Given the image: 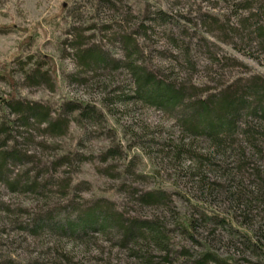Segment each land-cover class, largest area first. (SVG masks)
<instances>
[{
    "label": "rangeland",
    "instance_id": "1",
    "mask_svg": "<svg viewBox=\"0 0 264 264\" xmlns=\"http://www.w3.org/2000/svg\"><path fill=\"white\" fill-rule=\"evenodd\" d=\"M261 10L264 0H0V115L13 98L66 120L61 133L15 120L1 146L22 157L0 179V264H264V133L261 153L241 135L261 122L243 110L219 145L182 125L218 88L264 78L253 32L264 18L245 21ZM135 68L151 86L188 89L163 109ZM152 192L164 197L143 202ZM107 211L155 224L166 260L148 231L128 242L101 229Z\"/></svg>",
    "mask_w": 264,
    "mask_h": 264
},
{
    "label": "trees",
    "instance_id": "2",
    "mask_svg": "<svg viewBox=\"0 0 264 264\" xmlns=\"http://www.w3.org/2000/svg\"><path fill=\"white\" fill-rule=\"evenodd\" d=\"M243 7L247 8L246 4H244ZM261 11V13H250L248 19H245V21H248L251 18L256 20L264 18V10ZM212 22H216V20L213 19ZM253 32L259 36V45L264 47V25L261 23L257 24L253 29ZM138 69L135 68L132 70L133 72L135 71V73L140 74L137 76L138 82L142 79L144 85L149 83L152 84L153 78L149 74L142 76ZM44 77L45 76L40 73L38 78L42 79ZM150 84L148 85V90L152 88L151 90L153 91H149L148 94L146 93L145 100L166 110L172 109L177 103H179L185 94V89H188L177 83H174L176 86L163 83H158L152 86ZM65 105L68 111L71 109L73 110L80 105V107L83 108L80 110V115L84 118L91 117L92 114L94 115L93 110L89 109L90 106L88 104H77L76 101L68 100ZM193 105L197 108L192 110L189 118L183 120L182 125L186 132L194 135H202L219 145L225 142V136L231 135L237 118L241 117L240 115L244 110L246 118H251V120L256 121L258 120L261 123L259 124V128L252 126V124L250 126L247 125L241 133L243 137L242 141H244V144L248 146L252 152L261 153L263 151L262 146L259 143L260 136L264 133V78L262 76L253 75L250 78H236L227 85L218 88L217 92L199 99ZM2 106L4 107V110H6L0 115V179H3L8 170L6 167L7 161L9 159L20 161V158L22 157L14 149L6 151L1 148V146L5 145L7 141H10L13 138L15 120H17L18 123L27 124L28 116H30L33 117L34 122L39 124L45 123L46 129L58 131L59 133L64 131L66 121L61 117L51 118L47 107L43 108L39 104L10 98L4 100ZM10 113L16 114V119H11ZM220 134L222 135L219 136ZM239 144H241V142ZM241 152L243 153V151ZM8 186L11 187V185ZM163 197L164 194L161 192H152L142 195L141 199L146 203H155ZM111 211H107L106 215L101 218L99 224L101 229L110 225L115 230H119L123 235L124 241L128 242L131 240L134 241L138 237H142L143 230L148 231V237L152 239L153 243L158 246L160 250L164 251L162 259L166 260L169 249L166 244H164L165 240L163 239L165 237L157 232V226L155 227V224L143 220L137 224L134 223L135 221H131L125 225L122 216L119 214H113ZM87 223L88 222L86 221L84 227ZM91 223H89V225H91ZM73 228L74 227H71V230ZM151 256L152 255H148L145 257L146 259H144V262H146V264H160V262H152L153 259ZM203 257L209 258V252L204 253Z\"/></svg>",
    "mask_w": 264,
    "mask_h": 264
}]
</instances>
